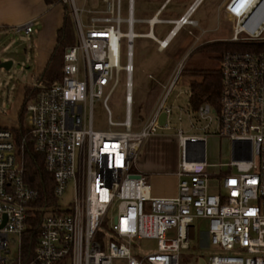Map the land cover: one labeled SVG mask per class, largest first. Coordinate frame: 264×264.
I'll return each instance as SVG.
<instances>
[{
	"label": "built area",
	"instance_id": "obj_1",
	"mask_svg": "<svg viewBox=\"0 0 264 264\" xmlns=\"http://www.w3.org/2000/svg\"><path fill=\"white\" fill-rule=\"evenodd\" d=\"M59 2L72 16L76 43L64 49L57 80L34 84L39 89L26 104L20 137L0 126V264H196L202 258L206 264H264V51L223 52L218 109L205 102L196 110L209 123L215 113L213 134L231 142V161L215 174V190L209 189L207 133L178 130L177 195L155 198L135 161L147 137L169 129L168 99L180 71L165 87L153 115L134 130L133 40L154 38L156 24L172 22V29L157 40L164 50L177 29L194 23L189 18L193 8L176 20L162 19L165 2L150 18L135 19L134 0ZM225 11L234 23L229 41H264V0H228ZM136 22L148 25V31L135 33ZM32 24L20 29L29 34ZM121 73L125 115L114 121L106 100ZM102 97L108 127L94 129L92 104ZM26 141L43 155L52 178L50 206L35 205L40 192L24 177ZM66 195L70 200L63 201ZM37 213L42 218L36 246L25 262L22 237ZM196 223L205 229L200 231ZM141 241L156 247L144 253L134 246ZM10 247L16 248L11 261ZM211 248L216 253L205 256Z\"/></svg>",
	"mask_w": 264,
	"mask_h": 264
},
{
	"label": "rangeland",
	"instance_id": "obj_2",
	"mask_svg": "<svg viewBox=\"0 0 264 264\" xmlns=\"http://www.w3.org/2000/svg\"><path fill=\"white\" fill-rule=\"evenodd\" d=\"M126 1V0H125ZM162 0H158L160 2ZM179 0H171L166 11L177 9ZM82 5L81 2L78 3ZM154 0H134V18H149L153 15ZM216 0H202L198 5L193 18L199 19L198 26H184L171 40L169 46L164 51H157L156 43L146 37H135L133 40V94L134 104L132 105L133 123H137L139 119H144L146 107L145 86L151 82L147 79L150 71L157 72L154 74L155 83L158 85L167 83L166 80L171 70L180 71L178 81L170 92L168 104L171 106V113L168 115V123L170 129H159L157 132L174 134L178 130H182L186 134H205V159L209 163L207 171L211 174L209 177V189L214 191L218 183L220 170L226 169L222 164L231 161V142L225 137H219L213 134L216 127L215 113H211V121L199 117L196 110L192 109L188 100L190 90V80H201V76L194 75L199 70H212L220 67V58L222 53L219 50H203L199 47L195 49V43L198 45H208L219 41H229L232 35L233 20H224L221 16H217ZM69 37L73 41L77 40L76 31L72 16L69 11ZM84 16V15H83ZM202 16V19L200 17ZM162 17V15L160 16ZM169 24H156L153 33L156 37L162 38L169 30ZM135 33H145L148 31V25L136 22L134 25ZM190 31V33H189ZM202 33L199 41H195L196 36ZM264 36V31L262 33ZM214 38H220L215 39ZM34 32L25 34L23 32L2 31L0 33V65L5 61H10L11 66L6 69L0 66V114L10 115L18 100L20 87L23 84L34 85L37 83V75L35 73L34 50L36 46ZM200 46V47H201ZM125 47L122 48V63H124ZM153 81V80H152ZM158 82V83H157ZM169 84V83H168ZM109 87L104 90V96L108 94ZM103 97L96 99L92 104V117L94 129H106L108 127L107 110L103 105ZM106 105L111 113L114 121H121L125 115L124 102V75L120 74V83L113 88L107 97ZM26 124V114L24 115V125ZM204 127H207L204 130ZM233 170V169H232ZM70 200V196L66 195L63 201ZM197 229L203 231L204 224H195ZM10 244L15 241L13 236L9 237ZM134 246L140 251L147 253L155 249L156 243L152 241L136 242ZM216 253L213 248L204 255ZM3 253L0 252V256ZM16 255V248L10 247V254L7 256L11 261ZM12 263V262H11ZM65 264H70L65 260ZM196 264H206L205 258H202Z\"/></svg>",
	"mask_w": 264,
	"mask_h": 264
},
{
	"label": "crops",
	"instance_id": "obj_3",
	"mask_svg": "<svg viewBox=\"0 0 264 264\" xmlns=\"http://www.w3.org/2000/svg\"><path fill=\"white\" fill-rule=\"evenodd\" d=\"M154 1L156 6L154 7L153 15L160 9L162 4L166 2V5L161 10L159 17L162 15V17L160 18L167 20H176L185 13H187L191 8H193L189 18L193 20L194 23L186 24L184 26H198L199 19L193 18V16L197 10L198 5L202 2V0H179L177 9L173 11H166L167 6L171 0H162L160 2H158V0ZM227 1L228 0H216L217 16H221V18L224 20L231 19V17L225 11V4ZM65 13V6L60 2L54 4H47L45 0H0V33L2 31L25 33L23 30L20 29V27L27 22L33 23L31 33L34 32L35 28L36 46L34 50V61L35 73L37 75L36 81H38L40 75L42 74L47 64V61L50 58L57 44L58 30L63 25ZM200 19H202V16L200 17ZM158 24L171 25L169 30L173 27L172 22ZM184 26L176 30L175 34L170 38L168 46L171 40ZM168 31L164 34L162 38L156 37L154 33V38L147 36L137 37H146L149 40L154 41L156 43L157 51H164L166 48L164 50L158 49L157 40L163 39L167 35ZM202 35V33L198 34L196 36L195 41H199ZM215 39L220 38H214L212 40ZM194 45L195 49L201 46L198 45L196 47V43ZM173 71L174 69L170 71L166 80L167 83L160 84L157 82L158 85L154 84L155 78L153 76L154 74L158 75V73L153 71L148 72L147 79L151 80V82L148 83L147 86H145L146 93L144 105L146 107V112L144 119H139L137 123L134 124L132 119V127L134 130L140 129L155 112L165 87L168 85V83L173 77ZM25 86L28 85L23 84L20 87L19 97L12 110V113L8 116L0 114L1 127H18V110L23 99ZM189 95L190 90L188 93V97ZM180 153L181 149L177 132L172 135L163 132H156L145 139L140 149L139 155L135 161V169L145 175L148 183L150 184L151 195L153 197L174 198L177 195L178 177L176 175V171L178 169V164L180 161Z\"/></svg>",
	"mask_w": 264,
	"mask_h": 264
},
{
	"label": "trees",
	"instance_id": "obj_4",
	"mask_svg": "<svg viewBox=\"0 0 264 264\" xmlns=\"http://www.w3.org/2000/svg\"><path fill=\"white\" fill-rule=\"evenodd\" d=\"M47 4H54L59 2V0H45ZM65 6V5H64ZM65 17L63 25L58 30L57 44L47 61V64L40 75L37 83L49 84L57 80L61 74V66L63 60L64 49L68 46L75 44V41L69 37V15L68 9L65 6ZM203 50H219L221 53L227 50H263L264 51V41L251 42H231V41H219L208 45H202L199 47ZM194 75L201 76V80H190V95L189 104L192 109L197 110L198 107L203 103H209L215 110L219 106V95L221 90V75L220 69L212 70H199L193 73ZM38 87L34 85H28L24 87V94L21 105L18 110V127L11 128L15 133L16 137L19 138L24 132V115L25 108L28 101L38 92ZM23 163H24V177L26 181L40 192V199L36 206H50L54 204V199L52 197V186L53 181L51 176L45 171L43 155L34 150L32 143L26 141L24 143L23 149ZM42 215L37 213L32 216L29 221L28 229L22 237L21 251L25 262H28L33 255L36 238L38 237V232L40 228V221ZM13 264V263H10ZM58 264H65V260Z\"/></svg>",
	"mask_w": 264,
	"mask_h": 264
},
{
	"label": "water",
	"instance_id": "obj_5",
	"mask_svg": "<svg viewBox=\"0 0 264 264\" xmlns=\"http://www.w3.org/2000/svg\"><path fill=\"white\" fill-rule=\"evenodd\" d=\"M0 66H1V67H4V68H6V69H8V68L11 66V62H10V61H5V62L1 63ZM164 122H165V114L162 113V114L160 115V118H159V123H160L161 125H163Z\"/></svg>",
	"mask_w": 264,
	"mask_h": 264
}]
</instances>
